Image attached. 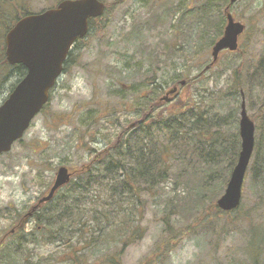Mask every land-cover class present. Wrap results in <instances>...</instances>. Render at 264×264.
I'll return each instance as SVG.
<instances>
[{"label":"trees","instance_id":"16d2710c","mask_svg":"<svg viewBox=\"0 0 264 264\" xmlns=\"http://www.w3.org/2000/svg\"><path fill=\"white\" fill-rule=\"evenodd\" d=\"M31 1L0 0V90L9 73L11 75L13 69L18 71V80L8 93L25 76L26 70L7 63L5 36L20 18L35 13L30 10ZM61 1L53 0L56 3L54 7ZM101 1L106 4V13L101 19L90 20L87 38L91 33L99 36L105 32V26L99 27L98 23L112 11V5ZM192 1L198 5L195 11L183 6L178 10L182 16L176 30L184 26L186 19L191 21L193 17L190 23L200 24L198 41L201 46L195 53V60L207 58L201 63L204 68L195 77L184 72L171 79H164L163 74L164 77L158 79L159 66L152 62L142 75L139 85L142 92L132 87V97H126L124 93L131 89L121 88L118 93L111 94L116 103L105 105L100 110L103 114L97 113L94 108L89 109L87 123L94 124L91 128L85 125L76 141L94 155V160L90 166L80 170L53 200L35 211L30 221L34 225L28 234V244L41 246L55 243L57 246L46 262L41 260L34 264H124L126 251L144 240L148 230L143 226L144 220L147 213L152 212L160 213L158 221L164 226L153 252L160 259L158 264H164L168 255L178 247L185 230H177L178 224L175 226L172 221L175 216L203 211L225 213L218 208L217 201L227 187L241 151L237 125L242 97L249 101L253 90L251 85L248 89L253 79L244 81L245 75L247 73L248 77L255 78L256 88L260 95H264V58L258 64H248L245 50L227 53L235 58L224 66V71L232 69V72L231 81L223 92L224 97H229L226 107L234 105V108H228L224 118L219 116L218 107H209L208 98L200 96L199 90L195 91V95H189L190 89L203 82L220 64L202 74L211 62H208L210 49L223 34L227 22L225 10L230 2ZM261 14L264 20V6ZM148 19L147 23L151 20L157 22L153 15ZM72 55L73 51L65 63L64 72L72 61ZM223 73L216 75L222 78ZM182 81L186 82L183 87L180 86ZM168 84L178 86L180 91L184 90L183 93L187 91L188 96L184 98L180 92L170 102H164L165 86ZM48 105L43 111L48 109ZM128 115L134 118L122 122L121 116L126 118ZM107 118L109 123L118 127V133L109 145L99 151L92 145L97 144L98 136L102 134L101 120ZM251 118L255 122L263 120V124L256 126V133L260 134L256 156L263 159L264 102L258 115ZM79 130L75 131L78 133ZM88 137L89 141L85 142ZM172 181L175 188L173 195L169 196L166 189ZM13 213L17 218L22 217L18 211ZM14 241L6 246L9 251L6 250V256L2 257H6L7 262L20 264L18 258L21 255L10 248ZM262 250L263 247L259 249L260 252ZM144 263L152 264L154 259Z\"/></svg>","mask_w":264,"mask_h":264},{"label":"rangeland","instance_id":"374dc122","mask_svg":"<svg viewBox=\"0 0 264 264\" xmlns=\"http://www.w3.org/2000/svg\"><path fill=\"white\" fill-rule=\"evenodd\" d=\"M105 1L112 5V11L98 23L99 27L105 26L104 34L95 36L91 33V36L75 45L72 61L53 89L48 109L35 118L23 140L15 144L12 152L0 158V238L11 230L12 224L8 218L10 213L18 211L25 215L48 195L60 167L78 174L80 170L90 166L94 155L76 141L85 125L91 128L94 124L87 123L89 109L94 108L97 113L103 114L100 110L105 105L116 103L111 94L118 93L121 88L133 87L142 92V87L139 86L142 75L152 62L159 66L158 79L164 76V79H171L184 72L195 77L204 68L201 63L207 58L195 60V53L201 46L198 41L200 24L190 23L193 17L191 21L186 19L184 26L176 30L182 16L178 10L183 6L195 11L198 6L196 2ZM29 4L31 11L40 13L53 8L56 3L53 0H33ZM263 6L264 0H240L230 10L236 21L246 26L245 36L240 39V48L248 55V64H258L264 58ZM151 15L156 17L157 22L151 20L147 23ZM227 53L225 51L221 55L218 67L189 91V95H195V91L199 90L200 96L208 98L209 107L215 105L220 109L216 110L221 118L226 117L229 109L234 108V105H229V109L226 107L229 97H224L223 92L226 84L231 81L232 72V69L224 71V66L227 61L235 58ZM211 60L210 49L208 62ZM222 72V78L217 77L216 74ZM17 76L18 71L13 69L11 75L9 73L5 77L0 90V104L6 98L9 88L17 82ZM248 78L253 79L248 86V89L252 86L253 90L249 101L246 100V106L249 116L253 117L258 115L264 95H260L256 88L255 78L248 77L246 73L244 81ZM165 87L168 90L172 84ZM127 91L124 95L132 97L133 90ZM186 96L187 91L183 93V97ZM238 116L240 121V111ZM121 117L122 122L134 118L132 115ZM108 119L101 120L102 134L98 136L97 144L92 145L99 151L109 145L118 133V127H114ZM258 123L263 124V120L255 122V125ZM237 126L239 133V123ZM76 129H80L78 133ZM257 134L256 148L247 171L240 207L229 214L203 211L175 216L172 221L175 226L178 224L177 230H185L178 247L168 253L164 264H264V158L257 159L256 156L258 136L260 137ZM89 139L90 137L86 138L85 142ZM174 188L175 182L172 181L166 189L169 196L173 195ZM159 214L147 213L143 224L148 229L146 236L126 251L124 264H142L153 259L152 264L159 263L160 259L153 253L164 230V226L158 221ZM32 226L33 223H30L29 228ZM42 247H31L26 252L29 255L34 253L32 263L52 254L53 247ZM6 249L3 246L2 251Z\"/></svg>","mask_w":264,"mask_h":264},{"label":"water","instance_id":"95a60500","mask_svg":"<svg viewBox=\"0 0 264 264\" xmlns=\"http://www.w3.org/2000/svg\"><path fill=\"white\" fill-rule=\"evenodd\" d=\"M237 1L231 0L225 11L224 35L213 47L212 62L203 73L219 62L221 52L239 49V39L246 26L235 21L230 12ZM105 12L106 5L101 0H64L56 8L21 18L7 33V62L11 66L22 65L26 75L0 106V157L11 152L24 138L34 119L49 103L50 93L63 74L72 47L88 35L89 21L101 18ZM178 92V87L171 88L163 100L170 102ZM255 134L256 125L248 114L243 96L239 122L241 151L225 193L217 202L224 212L234 211L241 205L246 174L255 150ZM72 176L68 168L60 167L50 192L35 208L50 202Z\"/></svg>","mask_w":264,"mask_h":264},{"label":"flooded vegetation","instance_id":"af4514ba","mask_svg":"<svg viewBox=\"0 0 264 264\" xmlns=\"http://www.w3.org/2000/svg\"><path fill=\"white\" fill-rule=\"evenodd\" d=\"M34 213L35 211L31 210L29 213L25 215L22 214L21 218H17V216H15L14 213L13 214L10 213V215H8V218L11 220L12 227L8 233H5L3 237L0 238V264H16L11 261L7 262L9 260L6 259V257H2L3 255L6 256L5 251L8 250L7 248L5 251H2L3 245L4 244L5 246H9V244L11 245L12 240H15V241L13 242L14 243L12 245L13 247H10V248L17 250L18 253L21 255V257L18 258L20 264H34L32 263V261H34V258H33L34 253H32L31 255H29V253H26L27 251H29V248L38 247V246L28 244V240H29L28 234L32 230L31 228H29V224L33 223L30 221H32V218L34 217ZM41 246H43L42 248L53 247L55 249V246L57 245L53 243V244H45ZM54 249L52 252H54ZM3 260H5V262ZM47 260H48V256L42 258L43 262H46Z\"/></svg>","mask_w":264,"mask_h":264}]
</instances>
